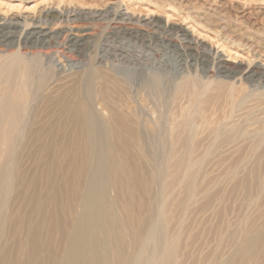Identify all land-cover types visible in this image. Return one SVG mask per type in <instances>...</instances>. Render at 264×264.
Here are the masks:
<instances>
[{
  "label": "bare ground",
  "instance_id": "6f19581e",
  "mask_svg": "<svg viewBox=\"0 0 264 264\" xmlns=\"http://www.w3.org/2000/svg\"><path fill=\"white\" fill-rule=\"evenodd\" d=\"M112 15L120 24L142 23L121 10ZM73 19L87 20L80 13ZM144 21L154 34L162 29L187 37L168 24ZM20 26L0 21L5 52L45 46L56 34L37 22L17 36ZM219 27L227 31V25ZM114 35L147 47L153 43V37L123 27ZM71 37L65 49L80 53L81 41ZM168 44L173 46V39ZM174 48L182 57L181 69L170 78L150 75L137 99L108 73L72 78L60 70V79L50 82V70L59 71L55 63L38 64L19 52L0 55V264H264V230L257 229L254 238L243 232L247 251H228L227 258L222 251L231 249L232 221L222 223L216 232L220 248L205 257H197L204 251L199 233L186 232L191 206L208 199L204 170L219 172L218 185L226 176L232 197L264 202V65L231 67L230 55L193 39L180 40ZM57 60L62 65V57ZM207 67L216 69L226 86L223 96L229 100L220 115L209 105L216 94L206 83ZM95 100L108 112L106 119L94 111ZM23 137L33 139L27 148L35 155L36 170L27 178L19 173L17 158ZM99 140L106 143L103 150ZM149 155L157 156L154 165ZM17 188L8 214L7 199ZM200 207L196 213L208 204ZM262 208L259 219L264 221Z\"/></svg>",
  "mask_w": 264,
  "mask_h": 264
},
{
  "label": "rangeland",
  "instance_id": "374dc122",
  "mask_svg": "<svg viewBox=\"0 0 264 264\" xmlns=\"http://www.w3.org/2000/svg\"><path fill=\"white\" fill-rule=\"evenodd\" d=\"M118 10L124 14L133 15L134 20H139L142 23L131 21L120 24L118 21H112V14ZM106 11L111 13L107 15ZM49 12L51 13L50 17L47 16ZM78 13L84 15L87 20L74 21L73 16ZM198 17L201 18L200 21H196ZM220 17H225V20L220 21ZM149 19L155 20L158 25L168 24V26L182 30L187 37H183L182 34L169 36L164 34L162 29L154 34L155 30L143 24L144 20L146 22ZM0 21L19 22L21 26L17 29L18 31H15L17 36L26 29V26L37 22L46 23L56 33L47 40L45 46L21 47L20 49L14 47L7 52H5L6 49L0 47V55L19 52L25 58H34L38 64L40 62L44 65L48 62L55 63L59 71L50 70L47 75V79L52 80L50 82L60 79L58 74L62 72L65 75L69 74L72 78H88L98 72L108 73L123 83L130 96L135 99L142 93V87L148 83L146 80L150 75L170 78L181 69L179 63H183L182 57H180L177 48H174V45L180 40L185 42L186 39H193L205 49L212 48L215 52L230 55L231 58H226V60L231 67H246L249 62L264 65V0H0ZM220 25H227V31L221 30ZM121 27L153 37L152 45L147 47L138 40H130L123 35H114ZM69 36L77 37L81 41L80 53H70L65 49ZM227 36L232 38L229 39ZM170 39L174 41L173 46L168 44ZM13 42L17 46L18 38L15 37ZM247 44H253L254 49H249ZM59 57L63 59L62 65L58 64ZM204 76L206 83L215 89L213 93L216 95L209 102L214 111L212 113L220 115L226 100H229L223 96L226 93V86L222 84L216 69L212 67L205 69ZM262 90L264 87L261 88V93ZM94 109L103 119L109 116L107 111L104 112L101 109L97 100H95ZM213 117L216 118V115ZM196 121L202 122V119L197 117ZM39 125L40 123L34 124L33 128ZM31 141L29 142L32 143ZM101 141L99 140L101 148L99 149L103 150L106 143L104 145V142ZM29 142L23 137L17 153L21 165L19 173L26 178L36 170L33 164L35 155L27 148ZM30 143L28 145L31 147ZM146 158L151 165H154L153 160L157 159V156L149 155ZM91 162L95 169L96 156L93 155ZM160 165L166 173V166L162 163ZM202 175L205 176L203 179L205 184L202 188H208V199L207 196H204L198 203L191 206L190 211L192 212L189 213L188 217L190 216V218L187 220V222H191L187 223L190 229L186 228L188 231L185 230L190 233L193 229V232L199 233V243L204 246V251L197 254V257H205L220 248L216 232L222 227V223L227 221L230 224L233 222L231 224L233 226L231 228L233 241L231 249L222 251L223 258H227L228 251L233 252V250L240 255L244 254L247 247L242 245L243 232H245V236L254 238L257 229L264 230V221L259 219L260 208L264 207L263 200L256 203L249 199L245 201L240 196H234L235 200H232L234 197L229 193L232 192L233 184L228 182L226 176H222L224 180L218 185L216 178H218L219 172L204 170ZM160 190L161 188H159ZM18 191L20 189L17 188V191L9 194L5 207V212L8 214L13 213L12 208L14 209V207L11 203H14ZM226 194L228 197H225ZM111 197H114V192H111ZM239 200L244 206L239 203ZM204 204H208V207L204 208L202 212L200 210V215H198L196 209L205 206ZM221 212L225 214L222 215ZM192 213L195 214L194 217ZM227 214L228 216H226ZM228 235L229 233L226 236ZM113 257L115 260L118 259L117 252L113 251Z\"/></svg>",
  "mask_w": 264,
  "mask_h": 264
}]
</instances>
